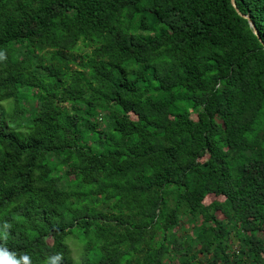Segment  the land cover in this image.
Here are the masks:
<instances>
[{
    "label": "trees",
    "instance_id": "obj_1",
    "mask_svg": "<svg viewBox=\"0 0 264 264\" xmlns=\"http://www.w3.org/2000/svg\"><path fill=\"white\" fill-rule=\"evenodd\" d=\"M0 250L264 264V48L230 0H0Z\"/></svg>",
    "mask_w": 264,
    "mask_h": 264
},
{
    "label": "clouds",
    "instance_id": "obj_2",
    "mask_svg": "<svg viewBox=\"0 0 264 264\" xmlns=\"http://www.w3.org/2000/svg\"><path fill=\"white\" fill-rule=\"evenodd\" d=\"M5 228H7V225H5ZM60 259V254L56 253L47 258L46 264H57ZM20 261H23V264H29V257L22 254L19 260H16L12 258V255L7 250H0V264H20Z\"/></svg>",
    "mask_w": 264,
    "mask_h": 264
},
{
    "label": "rangeland",
    "instance_id": "obj_3",
    "mask_svg": "<svg viewBox=\"0 0 264 264\" xmlns=\"http://www.w3.org/2000/svg\"><path fill=\"white\" fill-rule=\"evenodd\" d=\"M11 101H6V102H4V104H8V105H6V107L7 108H11V104H9ZM5 107V106H4ZM5 107V108H6ZM215 199V197L214 196H212V195H208L205 199H204V204H208V203H210L212 200H214ZM219 215V218L221 217L220 216V214H218ZM183 226H184V228L187 230V231H190V228H191V222H184L183 223ZM71 241V242H70ZM72 241H73V239L71 238V237H68L67 239H66V242H67V244H69V248H70V256H71V258H72V260L73 261H77L78 259H79V253H80V250H79V248H78V246H76V245H74L73 243H72Z\"/></svg>",
    "mask_w": 264,
    "mask_h": 264
},
{
    "label": "water",
    "instance_id": "obj_4",
    "mask_svg": "<svg viewBox=\"0 0 264 264\" xmlns=\"http://www.w3.org/2000/svg\"><path fill=\"white\" fill-rule=\"evenodd\" d=\"M230 4H231V6L233 7V9L235 10V12H236L240 17H242L243 19L247 20L248 25H249V27H250L251 30H252V33L257 37L258 42L261 43L262 46H263V48H264V43L260 41L261 38H260V36H259V34H258V32H257V29H256L255 25H254L253 22L251 21L250 17H249L247 14H246V15H245V14H242V13L238 10V8H237V6H236V3H235V0H230Z\"/></svg>",
    "mask_w": 264,
    "mask_h": 264
}]
</instances>
